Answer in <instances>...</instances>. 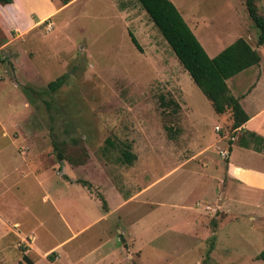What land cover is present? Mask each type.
Here are the masks:
<instances>
[{
  "label": "rangeland",
  "instance_id": "374dc122",
  "mask_svg": "<svg viewBox=\"0 0 264 264\" xmlns=\"http://www.w3.org/2000/svg\"><path fill=\"white\" fill-rule=\"evenodd\" d=\"M15 1L0 5V264H264V191L224 176L229 113L212 111L135 0ZM169 1L208 56L237 37L257 46L243 0ZM53 9L21 34L6 28ZM249 68L232 91L253 83ZM249 100H264V70ZM125 144L130 164L118 160ZM252 154L235 148L234 161L264 169ZM59 182L87 200L59 214L51 199L70 200ZM198 211L199 227H186Z\"/></svg>",
  "mask_w": 264,
  "mask_h": 264
},
{
  "label": "trees",
  "instance_id": "16d2710c",
  "mask_svg": "<svg viewBox=\"0 0 264 264\" xmlns=\"http://www.w3.org/2000/svg\"><path fill=\"white\" fill-rule=\"evenodd\" d=\"M61 1L65 4L68 0ZM10 2L11 0H0L1 4ZM135 2L147 15L191 82L209 102L212 111L215 114L228 111L230 129L234 132L247 117L237 99L229 93L225 79L256 64L259 59L256 50L251 48L243 38L237 37L215 55L208 57L169 0H135ZM243 3L248 19L257 30L256 44L260 45L264 41V16L257 12L255 0H243ZM127 34L132 45L140 51L134 36L129 31ZM2 43L0 39V45ZM64 76L62 74L47 82V89L56 90L62 84ZM261 141L262 138L246 131L237 139L239 146L247 147L250 143L254 150H259L258 145ZM122 147L119 149L118 160L120 163L130 164L134 155L129 151L128 145L125 144ZM57 155L58 159H61L59 153ZM78 182L84 187L88 186L83 180ZM255 258L264 261V250H260Z\"/></svg>",
  "mask_w": 264,
  "mask_h": 264
},
{
  "label": "crops",
  "instance_id": "0c3cea01",
  "mask_svg": "<svg viewBox=\"0 0 264 264\" xmlns=\"http://www.w3.org/2000/svg\"><path fill=\"white\" fill-rule=\"evenodd\" d=\"M15 2H16L15 0H11L10 3H6V4L0 3V5L1 6H8V7H13L15 5L16 9H17V5ZM53 11H54V9L52 11L40 16V17H38V16L36 17V15L33 12H29L28 18L32 16L34 19H32V21H31V18H29V20H28L29 24L24 29H20L15 23L9 24L8 26H6V28L9 30H12L14 32H18V34H21L25 30L30 29L32 26L37 24L39 21L45 19L46 16H48ZM4 39L5 38L3 37V39H2L3 43L0 46L4 45L6 43V40H4ZM249 46H250V44H249ZM260 46H261V44L257 45L256 47L250 46L251 48L256 50V52L259 55V59H258L256 64L249 66L251 68H249V67L245 68V69H248V68L253 69V72H252L253 78H254L253 83H251L250 85L243 87L242 89H239L237 91H232V88H234L235 85L232 82L231 77L225 79V85H226L229 93L237 99V102L240 105L243 112L245 113L247 119L239 127H237V129L234 131L236 141L231 142L227 148V153H226V157H225L226 159L224 162V170H223L224 176L228 181L232 182L234 184V186L238 187V189H243L244 191L246 190L248 192H251L252 190H255L257 192L258 191H264V169L253 167V166H248V165L239 163L237 161H234L235 157H233V156H234V149L235 148L248 149L249 151H251V153H253L252 155L259 157L262 160V162L264 163V149H263L264 148L263 147V142H264V100L256 101V103L249 100V103L250 104L252 103V105L250 107H245L242 103L243 99L247 95H249L250 92L260 83V80L262 78V74H263V70H264V66H263L264 65V55L259 51ZM212 56H213V54H210V56H208V57H212ZM245 69H243V70H245ZM227 80H229V84H227ZM244 131L251 132L254 135L262 138L260 145H258L259 150H254L250 143L248 144L247 147H242V146L238 145L237 139H238L239 135L242 134ZM204 171H205V173L204 172L200 173L202 177L207 178L209 181L214 180L215 177L212 176L211 172H209L207 170H204ZM59 184L62 185L64 192L70 198V200H68L67 202H65L64 200H61L60 199L61 197H59V196L51 199V205L53 206V209L57 210L59 214L61 212L59 205L62 204L63 205L62 207H64L65 204H69V202H72L71 201L72 198L74 199V200L72 199L73 201H75V199L78 201L80 199L87 200L84 192L80 191L76 195L72 192V191H75L72 189H77V188H72L71 183H65V182L60 183L59 182ZM75 193H76V191H75ZM243 195L244 194H242V196ZM80 202L85 204L84 201H80ZM74 205H76V203H74ZM112 205H110V207L114 208V203ZM76 206H79V203ZM80 207H82V206L80 205ZM73 211H74V209H73ZM114 211L115 210H107V211H104L102 213L99 212L98 214L95 215L96 219H94V221L99 220V219L100 220L105 219L107 215H110ZM187 217L191 218V221H188L185 223L186 227H189V228L192 226H194L195 228H196V226L199 227V223H200L199 219L201 218L199 211L188 213ZM117 219H118V225H119L120 218L117 217ZM116 228H117V224H116ZM116 228L114 226V231H116V230L118 231V229H116ZM104 231H106V232H104ZM104 231H103L104 234L105 233L111 234L113 232L110 230L108 232V230H106V228ZM77 232H78V229L74 230V232H72L69 237L75 235ZM19 234L22 235L23 233L20 232ZM138 236H139L138 232L134 233V237L137 238L139 241ZM109 239L110 238L104 237L101 242L106 245V244H109V242L111 241L112 244L109 246V248H111L113 246V244L116 243L118 238H116L114 241L112 239L111 240H109ZM141 248H143V246L139 245L138 249H140V252H141ZM47 249H51L52 251L53 250L56 251L54 246L47 247ZM37 251H40V253H42V251L39 248L37 249ZM58 253L61 254L62 252H58ZM109 255H110V252H109L108 246H107L103 250L100 251L99 257L102 259L101 262H104V259L107 258ZM139 259L141 260V254H140Z\"/></svg>",
  "mask_w": 264,
  "mask_h": 264
},
{
  "label": "built area",
  "instance_id": "2783aa9c",
  "mask_svg": "<svg viewBox=\"0 0 264 264\" xmlns=\"http://www.w3.org/2000/svg\"><path fill=\"white\" fill-rule=\"evenodd\" d=\"M214 129H217V127H215ZM221 154L224 156L225 154H224V152H221Z\"/></svg>",
  "mask_w": 264,
  "mask_h": 264
}]
</instances>
